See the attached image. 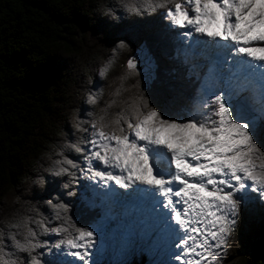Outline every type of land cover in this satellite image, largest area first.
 <instances>
[{
  "label": "snow or ice",
  "instance_id": "6c2138e0",
  "mask_svg": "<svg viewBox=\"0 0 264 264\" xmlns=\"http://www.w3.org/2000/svg\"><path fill=\"white\" fill-rule=\"evenodd\" d=\"M124 7L137 15L159 10L179 41L177 70L187 66L196 80L145 94L138 58H128L110 99L74 124L80 138L67 147L83 164L57 151L49 169L69 183L79 171L87 181L80 195L94 206L99 201L100 219L80 226L69 204L52 200L48 216L13 212L0 222V264H19L20 253L26 264H43L37 249L47 247L57 250L53 264H91L113 208L125 205L135 213L125 243L155 253L152 264H222L246 205H264V0H139ZM114 56L102 62L101 78ZM100 98L101 90L90 91L85 103ZM114 105L119 110L110 112ZM52 234L53 244L41 240Z\"/></svg>",
  "mask_w": 264,
  "mask_h": 264
},
{
  "label": "trees",
  "instance_id": "16d2710c",
  "mask_svg": "<svg viewBox=\"0 0 264 264\" xmlns=\"http://www.w3.org/2000/svg\"><path fill=\"white\" fill-rule=\"evenodd\" d=\"M138 2L0 0V222L13 212L33 215V209L51 215L55 210L48 200L69 204L68 214L80 226L98 217L82 200L84 181L79 171L75 182L69 183L70 177L49 169L58 159L57 151L82 164L67 147L80 138L74 124L89 120L88 113L98 112L110 99L122 66L140 48L153 59L155 71L150 82L140 73L138 83L145 94L190 82L185 70H177L173 50L178 45L171 43L159 10L137 15L124 7ZM121 42L125 47L118 48ZM113 56L107 76L101 78L102 62ZM98 89V104H86V94ZM183 94V90L176 93ZM118 110L114 105L110 112ZM45 239L51 245L58 237L42 235ZM52 248L37 249L43 264H53ZM19 257V264H26L27 253ZM232 264L264 261L246 254Z\"/></svg>",
  "mask_w": 264,
  "mask_h": 264
},
{
  "label": "rangeland",
  "instance_id": "374dc122",
  "mask_svg": "<svg viewBox=\"0 0 264 264\" xmlns=\"http://www.w3.org/2000/svg\"><path fill=\"white\" fill-rule=\"evenodd\" d=\"M166 29L170 32L169 39L171 43L178 45L179 41L174 38V33L169 29L167 24ZM176 50L177 49L173 50V55L179 62L178 65L181 67L180 59L176 56ZM132 58H138V70L143 76L142 78L144 81L150 82L155 75L153 59L142 48H140ZM183 68L186 71L190 82L195 81V73L193 72L190 75L187 66H183ZM196 71H201L202 74V70L197 69ZM83 181V184L87 183V181ZM82 200L88 208L96 211L98 217L95 220L100 219L102 210L98 206L99 201L96 200L94 206L92 201L85 198H82ZM120 216L118 209L115 207V212L113 213L112 218L107 221V231L105 232L103 242L104 247L109 249V253L106 252V250L105 252L96 250V253H92L91 264H152L155 260H149L150 258L148 256L150 254L147 251H141L129 246L123 248L120 247L124 246V244L126 245L124 240V234L126 231L124 230V225L121 223V219H119ZM91 222L92 221L87 224ZM249 230L252 231V235L248 234ZM54 236L55 234H52L51 237L53 238ZM114 250L116 251L114 252ZM56 251L55 248H52L49 252V256ZM111 253L116 255L114 256V254L112 255ZM246 254L264 261V205H262L259 200L249 202L244 208V211L238 220L236 231L233 232L229 239L227 253L222 260V264H232ZM51 258H53V261L58 259L53 255ZM59 259H63V257H59Z\"/></svg>",
  "mask_w": 264,
  "mask_h": 264
},
{
  "label": "bare ground",
  "instance_id": "6f19581e",
  "mask_svg": "<svg viewBox=\"0 0 264 264\" xmlns=\"http://www.w3.org/2000/svg\"><path fill=\"white\" fill-rule=\"evenodd\" d=\"M124 207L125 206H122V207H120V206H118V207H116L119 211H123V210H125L124 209ZM129 210H127V212H128ZM115 212V208H113V213ZM125 221H127V219L125 220ZM129 221V220H128ZM127 221V222H128ZM125 230V229H124ZM112 231V230H111ZM117 245V244H116ZM119 246H120V244H119ZM120 247H127V245H125L124 244V246H120ZM98 248H99V250H97V251H104L105 252V250H106V252H108L109 253V249H107L106 247H104V245H102V246H100V245H98ZM117 250V249H116ZM116 250H114V252L116 251ZM96 251V249H93L92 250V253H94ZM96 253V252H95ZM149 253V252H148ZM112 255L114 254V253H111ZM150 255L148 256L150 259L149 260H156V258H157V255L155 254V253H149ZM116 254H114V256H115ZM147 255V254H146ZM93 256V255H92ZM91 256V257H92ZM156 256V257H155ZM68 260H71V259H73L72 257H68L67 258Z\"/></svg>",
  "mask_w": 264,
  "mask_h": 264
}]
</instances>
